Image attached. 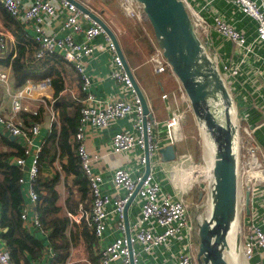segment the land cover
Instances as JSON below:
<instances>
[{"label": "built area", "instance_id": "built-area-1", "mask_svg": "<svg viewBox=\"0 0 264 264\" xmlns=\"http://www.w3.org/2000/svg\"><path fill=\"white\" fill-rule=\"evenodd\" d=\"M230 1L237 6L243 16L249 17L255 22V36L252 42L249 43L247 39L248 31L237 30L219 12L213 13L211 20L202 14L203 9L208 10L210 8L212 0L205 1L200 8L193 6L190 0H182L195 31L209 55V48L212 45V31L234 42L243 56L253 52L255 45L261 44L264 47V0ZM1 3L11 17L31 26L33 29V38L37 46L34 52L36 59L41 60L46 56L57 54L65 63L70 64L79 76L77 83L82 95L71 92L72 97L80 103L78 125L71 140L76 143L75 151L79 158L80 168L87 178L91 206L88 210L80 208L78 219L82 220L95 236L101 237L107 227L109 216L114 214L118 218L117 227L125 233V207L132 201H136L138 205V216L130 228L129 241L126 234L113 238L112 241L100 248L97 264H130V256L133 264H140L139 260L142 253H150L154 248L163 244L169 246L176 244L177 250L172 254L175 264H197L194 226L189 215V205L185 203L184 198L189 185H192L196 179H193L191 175L187 176L184 171H181V174L176 173L180 170L181 165H175L169 173L172 190H168L155 179V170L150 169L146 175L145 172L133 175L129 168L116 167L112 171L110 182L114 188L121 190L123 195L112 198L102 192V175L92 170V162L98 159V155L90 154L85 147V132L88 126L103 129L115 123L119 118L134 115L131 131H118L111 136L112 152L122 153L140 148L143 153L139 156V164H145L144 150L146 149L149 160L155 156L161 161L158 150L178 139L181 134V124L185 117L184 112L173 111L164 122L163 127L167 141L160 144L156 128L160 127L162 123H158L153 117L148 118L143 113L140 101L123 68L121 58L116 53L109 37L95 20L69 0H1ZM118 4L126 17L140 24L144 35L149 40L152 49L148 60L152 64L154 72L168 71L173 73L154 35L149 33L148 27L150 28V26L142 6L135 0H118ZM50 16H63V29L67 30L65 35L57 36L46 31L44 24ZM76 35H82V40L76 41ZM99 35L104 36L105 40L102 43H95L94 39ZM96 50L110 53L109 76L124 86L122 91L129 94L130 98L103 99L88 91L91 78L85 72V63ZM6 52L12 59L15 56V47L12 49L8 46L6 35L0 30V56ZM210 56L212 58V55ZM212 59L225 82L227 78L237 74L238 66L231 67L229 64H224L220 68L216 60ZM8 81V74L0 71V82L7 84ZM50 86V79L45 78L37 83L27 82L22 87L16 88L11 94L12 114H0V125L10 134L21 138L24 156L31 155L29 165H25L23 156L16 157L15 163L21 166L23 170L27 166L24 171L31 182L27 197L33 204H37L40 200L39 194L32 185L38 178L41 147L32 149V138L39 132L41 124L33 121L26 125L16 119V114L27 109L23 105V100L31 92L34 90L43 92ZM165 96L166 94L162 95V97ZM38 102L50 108L49 126L51 129L54 122L58 124L57 111L53 107L54 99L41 95ZM32 114H37V109ZM235 124L234 142L237 156L239 210L245 208V192L246 190L250 191L251 211L249 215L245 214L244 218L247 217L248 219L243 220L245 227L240 230V250L243 257L249 262L256 254H264V220H261L255 211V206L260 205L263 200L264 177L253 176L248 178L250 171L264 172V151L255 134L261 124L241 126L237 119ZM183 157L187 156L184 155ZM187 158L189 159V157ZM207 176L212 181V161L207 167ZM23 180V177L20 178V182ZM134 192L136 193L132 197ZM68 216L71 219L76 217L73 213H68ZM21 218L27 225L41 228L38 215L36 214L28 221L24 207ZM0 264H13L5 244L4 246L0 245ZM262 264H264V257Z\"/></svg>", "mask_w": 264, "mask_h": 264}, {"label": "crops", "instance_id": "crops-1", "mask_svg": "<svg viewBox=\"0 0 264 264\" xmlns=\"http://www.w3.org/2000/svg\"><path fill=\"white\" fill-rule=\"evenodd\" d=\"M92 11L99 14L111 27L116 35L121 50L125 56V59L132 71L134 79L142 89L152 117L158 123H162L160 127L156 129L160 130L162 137L159 138L160 144H164L167 141L163 124L169 118L173 111H183L185 114L184 119L188 115H191L188 120L193 119L196 121L190 102L182 89L178 79L171 72L156 73L153 70L152 64L149 62V56L152 46L149 40L143 33V30L139 23L135 20L126 17L123 12L124 20L117 18L112 13L113 3L111 0H79ZM192 5L196 8H200L205 1L208 0H190ZM262 1V0H260ZM118 2V0H117ZM119 6V4H118ZM121 10V9H120ZM215 10V11H214ZM219 12L224 16L233 26L240 31H248L247 39L252 42L255 36L254 27L255 22L249 17L243 16L241 11L230 0H212L210 8L208 10L203 9L202 14L209 20L212 19L213 13ZM107 19V20H106ZM16 22L20 26V31L23 37L29 38L35 44L34 31L31 26L19 22L11 17L3 8L0 0V30H2L7 38V43L10 48L17 47V41L15 31H17ZM64 18L63 16L55 17L50 16L46 19L44 27L47 32L54 33L57 36H63L67 33V30L63 29ZM82 35H76L75 40L81 41ZM212 45L209 48L212 58L216 60L219 67L222 68L224 64H229L231 67L238 66V72L236 75H232L227 78L226 84L233 100V105L236 111V119L238 123L243 125L254 126L255 124H261L255 131L258 143L261 145L264 151V47L259 45L254 46V51L246 56L236 48V44L231 40L219 36L215 31L211 32ZM104 36L99 35L94 39L95 43L104 42ZM37 47V46H36ZM15 49V52H16ZM8 56V52L0 56V71L6 72L9 76L7 84L0 82V114L11 115L12 114V99L11 94L16 90L13 84V77L11 66L5 62V58ZM111 55L107 51L96 50L92 56L85 63V72L91 78V85L88 89L89 92L94 94L98 98L110 99L128 97L129 94L124 93L122 90L124 86L118 83L115 79L109 76V61ZM65 72L63 73V79L65 80L66 87L60 92L61 96L71 92H75L77 95H82L79 91L78 83L79 76L75 73L70 64L65 63ZM136 71L141 74L143 81H140L136 75ZM59 93V95H60ZM166 94L165 97H162ZM44 95L46 98L53 97V89L50 86L43 92L34 90L23 100V105L26 106V110L16 114V119L19 122H23L28 125L31 121L28 117H24V113H32L36 110L41 103L38 102V98ZM72 97V95H71ZM73 98V97H72ZM45 107V112L41 116V127L39 132L32 138V149L36 147H42L49 132V114L50 108ZM48 113V115H46ZM46 115V116H45ZM184 121V120H183ZM182 121V124H183ZM134 115L119 118L107 128L95 129L88 126L85 132V147L90 154H97L98 159L92 162V170L98 172L103 177V183L101 184L102 192L110 195L112 198L118 195H123L121 190L114 188L110 182L111 174L116 167H125L132 170L133 175L136 173L145 171V164H139V156L143 153L140 148H135L128 152L114 153L112 152L110 140L111 136L118 131H131L133 128ZM197 122V121H196ZM181 124V134L177 140L183 137ZM7 130L0 125V151L8 153H17L22 150V140L20 137L10 139L5 135ZM174 141V145L178 146L179 142ZM210 149V145L205 141ZM176 146V157L173 161L162 162V167L165 169H174L177 158L180 154V147ZM17 154L11 155L10 162H15ZM25 158V165H29L31 162V155H23ZM66 163V158L62 159L56 157L53 160L50 158L40 159L38 178L44 182L55 180V190L58 194L57 205L61 208V214L68 216V213H73L76 217L71 219L69 216V224L66 229V235L70 242L69 256L66 258L63 264H97L99 259V250L105 244L109 243L115 237L126 234L123 233L117 227V216L111 214L107 220V227L101 237L95 236L91 230L84 225V222L78 219L80 208L88 210L91 206V197L89 194L88 184L86 190L83 191L76 184L75 177L72 173H66L62 165ZM150 169L154 170V176L165 189L172 190L170 179H165L160 173L161 167L157 168V161L155 159L149 160ZM170 170V171H171ZM23 182H21V188L24 197L23 207L26 209L27 220L30 221L36 214V205L29 201L27 192L31 187V182L28 179L27 173L24 171ZM42 182V181H41ZM211 179L206 176V197L208 198V204L210 205V185ZM43 194L45 191H42ZM198 193H203L202 190H198ZM205 193V192H204ZM201 197L199 196L197 200ZM110 207V205H108ZM73 210V211H70ZM256 213L260 216L261 220H264V194L263 200L260 205L255 206ZM1 212V206H0ZM127 221L130 228L134 225L138 216V205L136 201H132L126 207ZM29 226L30 230H37L33 225ZM3 229L0 227V233ZM131 232V231H130ZM43 239L44 250L38 259H32L30 255L26 254L29 259L28 263L21 264H53L52 260L55 256V252L52 249V245L48 240V232L43 229H38L36 233ZM92 236V240H90ZM0 245L4 246V241L0 236ZM177 250L176 244L160 245L152 250L150 253H142L140 258V264H175V259L172 254ZM264 254H256L249 260V264H262Z\"/></svg>", "mask_w": 264, "mask_h": 264}, {"label": "water", "instance_id": "water-1", "mask_svg": "<svg viewBox=\"0 0 264 264\" xmlns=\"http://www.w3.org/2000/svg\"><path fill=\"white\" fill-rule=\"evenodd\" d=\"M69 1L95 20L109 37L116 53L121 58L123 68L132 83L143 113L148 118H152L146 97L134 79L111 27L99 14L79 0ZM135 1L142 6L155 40L184 90L197 123L204 126L215 145L209 214L198 224L196 262L197 264H228L225 254L229 250L228 235L232 230L233 223L238 220L239 214L237 156L234 142L236 124L231 122L229 114L230 108L233 107L232 97L216 63L199 39L182 0ZM215 103L221 105L224 115L223 123L219 121L216 115ZM5 135L10 139L16 138L9 131H6ZM158 153L161 161H173L176 157V146L173 143L166 144L159 148ZM144 156L146 175L150 171L149 155L146 149ZM26 169L27 166L24 167V170ZM126 207L124 222L126 238L129 241ZM250 211V191L246 190V215H249ZM240 243V230H238L236 239L238 249ZM129 247L131 248L130 245ZM130 264H133L131 256Z\"/></svg>", "mask_w": 264, "mask_h": 264}, {"label": "trees", "instance_id": "trees-1", "mask_svg": "<svg viewBox=\"0 0 264 264\" xmlns=\"http://www.w3.org/2000/svg\"><path fill=\"white\" fill-rule=\"evenodd\" d=\"M13 23L18 26L16 22ZM16 29L14 33L18 48L15 47V56L12 59L11 56L4 59L11 66L14 87L19 88L27 82L37 83L49 78L53 89V107L57 111L58 124L53 123L41 147L40 156L42 159L51 157L52 160L56 157L60 159L65 157L66 163L62 165L63 170L66 173H72L76 184L85 191L88 184L87 178L80 168L79 158L75 151L76 143L71 140L78 125L80 103L69 93L59 95L67 85L63 79V73L66 70L65 62L57 54L46 56L41 60L36 59L34 57L36 46L31 39L23 37L20 26ZM44 109V105L40 104L37 114L26 112L23 116L28 117L26 121L38 122L41 121ZM19 150L11 154L0 151V227L3 229L0 236L9 251L13 264L28 263L29 259L26 254L32 259H38L44 250L43 239L35 234L38 229H43L48 232V240L55 252L52 263L63 264L70 251V242L66 235L70 219L61 214V208L57 205L56 181L44 182L37 178L33 183L32 186L40 199L35 208L41 228L30 230L21 218L24 197L20 178L23 177L24 170L9 160L12 154L23 156V151ZM89 237L92 240V236Z\"/></svg>", "mask_w": 264, "mask_h": 264}, {"label": "rangeland", "instance_id": "rangeland-1", "mask_svg": "<svg viewBox=\"0 0 264 264\" xmlns=\"http://www.w3.org/2000/svg\"><path fill=\"white\" fill-rule=\"evenodd\" d=\"M113 3V7L112 9V13L117 17V18H121L124 20V16L120 10V7L118 6V2L117 0H111ZM107 20V19H106ZM149 33L150 35L153 36V32L151 27L149 28ZM210 55H212L210 53ZM137 77L139 78L140 81H143L141 78V74L136 71L135 72ZM234 111V112H233ZM231 111V113H236L235 109ZM45 112V109H44ZM43 112V113H44ZM42 113V115H43ZM41 115V116H42ZM48 115V113L46 114ZM45 115V116H46ZM191 115H188L186 117V119H184L183 124H182V134L183 137L179 140H177L179 142L178 144V148L180 147V154L181 156H179L177 158V162L176 165L180 166V170L176 171V173H180L181 171H184L186 173V175H191L193 177V179H196L195 182H192V185H189V188L186 190L185 192V203L187 205H189V215H190V219L193 223L194 226V233H195V240H196V245H198V236H197V230H198V224L202 221V219H204L205 217H207L209 214V204L208 202V198L206 197V191H203L202 188L205 186L206 189V176H207V167L211 164L210 160V155H209V150H208V146L202 136V132L200 129V125L196 122L193 121V119L190 118ZM235 116H233V122L235 121ZM39 122V121H38ZM160 130L162 132V129H158L157 130V136L158 138L162 137V133H160ZM187 156L189 157V159L187 157H183V156ZM151 159H155L157 161V168L161 167L160 173L165 179H169L170 177V170L171 169H165V167H162V162L159 161L155 156H152L150 158ZM155 170V168H153ZM186 188V187H185ZM198 190H202L203 193H198ZM205 192V193H204ZM201 197L199 200L198 197ZM245 208L239 210V214H238V221L240 223V229L242 227H245V225L243 224V220H247L248 218L245 217ZM242 223V224H241ZM226 254V260L228 262V264H249L250 262H248L242 255V253L238 252V256H237V261H233V263L230 261L229 258V253L228 251L225 252ZM240 258V259H239Z\"/></svg>", "mask_w": 264, "mask_h": 264}, {"label": "bare ground", "instance_id": "bare-ground-1", "mask_svg": "<svg viewBox=\"0 0 264 264\" xmlns=\"http://www.w3.org/2000/svg\"><path fill=\"white\" fill-rule=\"evenodd\" d=\"M214 107L217 109L216 115H217L219 121H221L223 123L224 122V115H223V110L221 109V105L215 103L214 104ZM234 109L235 108H234V105H233V107L230 108V113H229L230 114L231 122L233 124H235V122H236V117H234L235 118V121L233 122V116H235L236 113H231V111H233ZM199 127L201 129L202 136H203L204 140L207 141L209 143V145H210V149L208 147L209 155H210V160L209 161H213V156H214V152H215V145L213 143V140L210 137L209 133L204 128L203 125H200ZM236 139H237V137H236ZM253 176H258V177L260 176V177L263 178L264 177V172L263 171H260V172L250 171V174L248 175V178H252ZM239 229H240V223H239L238 220H235V222L232 225V230L230 231V233L228 235V244H229L228 253H229L230 261L232 263H233V261H235V262L237 261V259H238L237 258L238 252L239 253L241 252L240 247L238 249V246L236 244V239H237V234H238V230Z\"/></svg>", "mask_w": 264, "mask_h": 264}]
</instances>
